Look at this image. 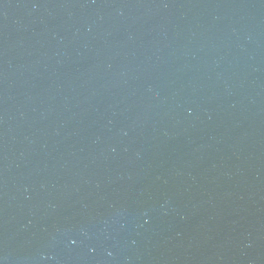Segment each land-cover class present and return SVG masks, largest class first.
Masks as SVG:
<instances>
[{
  "label": "water",
  "instance_id": "water-1",
  "mask_svg": "<svg viewBox=\"0 0 264 264\" xmlns=\"http://www.w3.org/2000/svg\"><path fill=\"white\" fill-rule=\"evenodd\" d=\"M0 264H264V0H0Z\"/></svg>",
  "mask_w": 264,
  "mask_h": 264
}]
</instances>
